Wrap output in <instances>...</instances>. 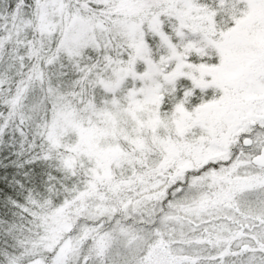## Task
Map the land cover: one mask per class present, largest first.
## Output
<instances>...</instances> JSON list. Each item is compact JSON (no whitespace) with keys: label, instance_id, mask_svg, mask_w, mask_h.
<instances>
[{"label":"snow or ice","instance_id":"1","mask_svg":"<svg viewBox=\"0 0 264 264\" xmlns=\"http://www.w3.org/2000/svg\"><path fill=\"white\" fill-rule=\"evenodd\" d=\"M0 264H264V0H0Z\"/></svg>","mask_w":264,"mask_h":264}]
</instances>
